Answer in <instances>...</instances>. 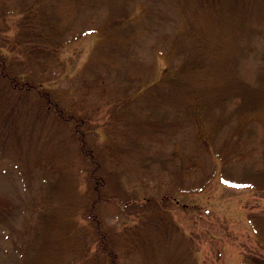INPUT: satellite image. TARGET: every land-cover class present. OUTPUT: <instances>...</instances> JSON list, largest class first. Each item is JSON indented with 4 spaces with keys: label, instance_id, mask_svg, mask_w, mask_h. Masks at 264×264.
Instances as JSON below:
<instances>
[{
    "label": "rangeland",
    "instance_id": "obj_1",
    "mask_svg": "<svg viewBox=\"0 0 264 264\" xmlns=\"http://www.w3.org/2000/svg\"><path fill=\"white\" fill-rule=\"evenodd\" d=\"M192 1L196 8L199 3ZM117 2L128 9L133 32L114 30L108 6L95 12L96 0H0V123L3 117L13 122L7 130L0 126V264H89L95 245L89 243L97 234L87 229L90 164L81 157L78 140L72 139L68 124L40 107L35 93L4 89L7 81L1 73L8 69L21 71L24 78L40 75L78 115L87 108L96 110L97 125L109 120L108 128L100 123L97 141H109L100 144L103 153L111 147L117 151L111 150L113 158L103 162L121 167L110 187L122 199L144 192L158 198L169 195L167 210L155 208L154 200L142 208L144 217L133 213L134 206L129 211L114 201L100 202L104 227L123 232L127 246L135 248L132 257L124 258L126 264L134 255L132 264H247L249 253L263 251L258 243L264 239V221L255 220L264 219V142L259 133L249 139L252 144H243L248 152H235L227 138L234 133L231 123L224 125L235 115L223 122L224 111L215 109L209 117L193 119L185 105L196 98L180 93L174 102L165 101L162 114L153 120L144 108V96L135 97L167 70L180 81L179 89L187 85L198 95L212 93L223 82L219 76L226 64L221 59L242 43L249 55L228 67L235 68L236 81L250 82V89L263 96L257 76L264 74L258 56L264 52V37L255 32L235 37L216 10L186 8L183 0ZM151 13L154 20L146 18ZM53 22L62 40L65 37L55 60L48 58L49 48L32 49L25 43L28 33L35 32V38L50 31ZM246 22L259 24L255 19ZM190 25L196 33L188 35L185 45L191 46L201 33L211 40L209 52L202 53L208 59L203 66H189L186 54L175 48ZM131 38L137 42L133 54L143 64L130 71L119 64L111 67L112 56L102 44L119 39L126 45ZM119 72L139 80L132 96H127L131 88ZM117 103L124 105L117 108ZM257 113L264 117V104ZM129 136L137 142L129 145ZM128 146L130 153L123 151ZM257 168L261 172L254 175ZM222 171L234 179L252 175L259 187L229 184L222 180ZM85 247L90 252L82 254Z\"/></svg>",
    "mask_w": 264,
    "mask_h": 264
},
{
    "label": "trees",
    "instance_id": "obj_2",
    "mask_svg": "<svg viewBox=\"0 0 264 264\" xmlns=\"http://www.w3.org/2000/svg\"><path fill=\"white\" fill-rule=\"evenodd\" d=\"M96 1L97 7L95 8V12L104 10L106 7L105 5L108 6V12L112 13L108 22L110 26L114 28V30H123V32L126 34L134 31L133 24H131L129 21V11L126 8L125 4L120 5L117 2L118 0ZM183 2L185 3L183 6L186 8H193L195 10L196 8H203L201 10L205 9L207 13L208 11L216 10L215 14L217 15V17H224L222 21L228 27L223 22L222 26H226L228 29H230L235 37L240 38L245 34H253L254 32L255 34H257V36H261V38L264 37V0H203L202 6L199 5L201 3V0H197L199 4L195 3L196 8L194 7V5H190V3L193 2L192 0H183ZM38 15H40V13H37V16ZM152 17H154L152 13L151 15L146 16L148 20H154ZM245 19L246 21L255 19V22H258L259 24L253 25V23L251 22L245 23ZM56 26V23L53 22L51 24L50 31H44L43 33L39 32L35 36V38V32L28 33L25 43H29L26 45L32 49L45 50L46 48H49L48 58L55 60L56 53L61 48V43L65 39L64 36L68 34H64V38L62 40L61 36H59V31L55 28ZM185 30L186 31L181 35V40H183H180V43L175 45L176 51L186 54V61L189 66H203V64L207 62L208 59L207 57L203 59L202 53L209 52L207 50L208 46L211 44V40L206 39L204 37L205 34L201 33V35L197 34L196 41L193 42L191 46H187L185 45V42L188 38V35H195L196 30L194 25L188 26ZM135 40L136 38H131V40L126 45L119 39H115L114 41L112 40L109 45L102 44V50L104 52H108L109 56H112V62L109 64L111 67L119 64L126 70L130 71L131 67H135L137 65L140 66L141 64H143V61L133 54L134 49L132 45L137 44ZM214 47L216 50L217 46L213 45L212 48ZM236 50L240 52V55H234ZM30 52L32 53V50ZM249 53L250 49L248 45L246 43H242L241 45L236 46L235 51L231 55H228L225 59H221V62H223L224 65L226 64V69H224L223 72H221V76H219L220 78H222L223 82L220 85H217L216 89L210 94H195V89H193L192 92L187 85H185L184 88L179 89L180 81L178 80V78H176V76L170 75L169 71L167 70L159 79H157V81L154 80L152 83L148 84L146 86L145 92H140L136 95L135 98H137L138 96H144V108L147 109L149 118L153 120H155L162 114V107L165 104L164 102H174L178 98L180 93L186 97L196 98V100L193 102L190 101L189 103L187 101L185 105L187 106L189 114L193 119L196 117V115L201 117L202 114H206L209 117L211 113H214L215 109H221L224 111V117L222 116L223 122L225 118H228L231 115H235V118L231 119L224 125L231 123V127L234 132L232 135L227 137L231 142L230 145H232L230 149L235 152H242L246 148L243 147V144L247 142L249 145L252 144L251 142L256 137L255 132L259 133V138L263 139L264 142V117L257 113L258 111H260V108H262V104H264V93L263 96H258L254 89H250V82L236 81L234 78L236 71L235 68L228 67L233 63H236V60L239 57L243 58L245 55H249ZM208 56L211 57L209 58V60L214 58V56ZM258 56L262 59V63L260 64V66H264V52H260V55L258 52ZM1 63L3 64V61H1ZM1 74L2 76L4 74L7 81V87H4V89L10 88L12 91H18L20 94L25 92L35 93L41 103V108H43L45 111L47 110L51 112V115L53 116L55 121L68 124L73 134L72 139L76 138L78 140L81 157L85 160L87 159V162L90 164L87 177V191L89 201L88 204L85 205L87 214L86 217L89 220L87 229H94L97 234L93 237L94 239L92 243H89V247H91L93 242L95 244L92 251V253H94V257L89 258L91 261L89 264H126L124 258H127V256L132 257V253L134 252L135 248H131L130 245L127 246L128 241L124 239L123 232H120V230H116L113 226L111 228L104 227L103 221L102 219H100V214L98 213L100 202L114 201L119 203V205H121L122 209L124 210L129 208V211H132V208L134 206L135 211L133 213L140 212V214H142V217H144L145 213H142L144 211L142 208L148 206L149 204L151 206L154 200H156L157 202V206H154L155 208L159 210H163V208H165L164 210H167V206L164 203L165 201H168L167 199L169 195L165 194L162 196V198H158L157 195L148 196L150 194L144 192L143 196H140V194L135 195L132 200H129L125 197L122 199V195H120V192L116 191L117 189H112L110 187L111 178H116L117 175L119 176L121 167L117 163H115L116 165L112 168H110L111 166L109 165L106 166L107 163L103 161L106 158H113V154L111 152V150L113 149H111L112 147L108 148V146H106L108 148L107 152L103 153L100 144L107 145L109 141L107 139L97 141V139H99L100 137L98 131L100 123L108 128L109 120L107 124L102 121L97 125V122H99V118H97L96 116V110L92 111L91 109L87 108L83 110L82 114L80 113L79 115L74 110H68L66 106L63 105L57 94L51 92L50 88L46 87L40 75L35 76L33 74H28L27 77L24 78L21 71L10 69H8L7 71L2 70ZM118 75H122L123 79H121V81L124 83L126 82L127 86H130L131 88V90H128L127 96H132L134 94H132V92H134V89H139V87H137L139 80L136 76H133V74L129 73L123 74L122 72H119ZM97 77L99 78V76ZM257 78L259 83L263 84V89H261L264 92V74L262 73L261 75H258ZM119 104L124 105V103H117V108H119ZM236 118L237 120L235 121ZM10 122L11 117H3L0 126L3 130H7L6 127L8 126L12 128L13 122ZM200 126L202 127V125ZM200 130L203 131V129ZM110 135L112 136L111 133ZM103 137L106 138L105 136ZM249 139H251L252 141H250ZM133 140H135V137L129 136L128 143ZM203 140L206 141V138H203ZM136 142L137 141L135 140L133 144H135ZM130 147L131 146H128L123 151H125L126 153H130V151L132 150L130 149ZM245 152H248V150L245 149L243 153ZM114 153H117V151H114ZM143 168H146V166H144ZM254 171L256 172H254V175H257V173L261 172V169L257 168L254 169ZM221 175L222 180L229 184L259 187L258 185H256V181H254L252 175H250L249 178L245 176L243 177V179H234L232 176H227L224 171H222ZM149 180H151V178H149ZM200 190H202V188ZM259 190L261 191V189ZM140 216L141 215L136 217ZM255 220L257 224H260L264 221V219L260 217H255ZM129 230L133 229L130 228ZM112 236L113 238L115 237V243L111 242ZM120 238L121 240L124 239L125 241H122V243H116L120 241ZM130 238L127 239L130 240ZM258 244L259 248L263 251L257 250L249 253L248 256H246L247 258L245 259L247 264H264V239H262V241H259ZM88 249V247H85V249L83 248L82 254ZM88 252H90V250H88L86 253ZM133 257L134 258H132L130 262L128 260L127 264H132V262L136 259L135 255Z\"/></svg>",
    "mask_w": 264,
    "mask_h": 264
}]
</instances>
